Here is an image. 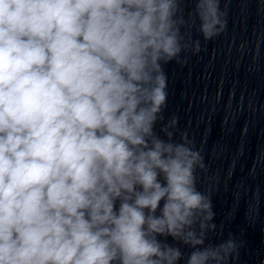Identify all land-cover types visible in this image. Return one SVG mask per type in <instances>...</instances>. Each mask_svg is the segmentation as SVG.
Masks as SVG:
<instances>
[{
	"label": "clouds",
	"instance_id": "9594fccd",
	"mask_svg": "<svg viewBox=\"0 0 264 264\" xmlns=\"http://www.w3.org/2000/svg\"><path fill=\"white\" fill-rule=\"evenodd\" d=\"M0 0V264H229L164 66L221 0ZM187 35V39H186ZM222 227V226H221ZM171 237L175 243H168ZM164 238V239H160ZM189 249L187 253L183 250ZM186 257V258H185Z\"/></svg>",
	"mask_w": 264,
	"mask_h": 264
}]
</instances>
